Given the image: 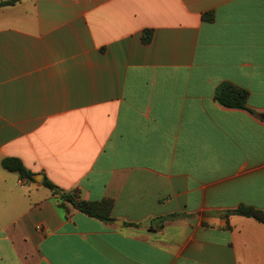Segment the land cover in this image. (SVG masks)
I'll return each mask as SVG.
<instances>
[{
    "label": "crops",
    "instance_id": "obj_1",
    "mask_svg": "<svg viewBox=\"0 0 264 264\" xmlns=\"http://www.w3.org/2000/svg\"><path fill=\"white\" fill-rule=\"evenodd\" d=\"M2 1L0 264H264V0Z\"/></svg>",
    "mask_w": 264,
    "mask_h": 264
},
{
    "label": "trees",
    "instance_id": "obj_2",
    "mask_svg": "<svg viewBox=\"0 0 264 264\" xmlns=\"http://www.w3.org/2000/svg\"><path fill=\"white\" fill-rule=\"evenodd\" d=\"M22 0H10L8 2H1L2 6L8 5L12 6L17 4ZM213 15H209L206 17V20H212ZM152 38V32L146 31L144 42L149 43ZM248 98L249 92L240 87H237L231 83H224L218 87L215 93V101L222 107L234 110H246L248 111ZM2 168L10 173L17 174L21 179L27 180L29 182H35V175L28 170L23 162L18 158H5L3 159ZM42 185L50 190L54 195H58L60 197V206L62 208L67 207V204H71L78 211L83 214L103 221V222H111V212L114 207V202L110 199H105L99 202H88L80 199L77 191L65 192L61 190L59 187L54 185L51 181H49L46 177L44 178ZM232 214L239 215L242 217L252 218L260 223L264 224V211L255 209L253 207L241 206ZM169 218V217H168ZM168 218H163L167 220Z\"/></svg>",
    "mask_w": 264,
    "mask_h": 264
},
{
    "label": "water",
    "instance_id": "obj_3",
    "mask_svg": "<svg viewBox=\"0 0 264 264\" xmlns=\"http://www.w3.org/2000/svg\"><path fill=\"white\" fill-rule=\"evenodd\" d=\"M34 180H35L36 182L40 183L41 180H42V177H41V176H35V177H34ZM149 224H151L150 221H149Z\"/></svg>",
    "mask_w": 264,
    "mask_h": 264
}]
</instances>
